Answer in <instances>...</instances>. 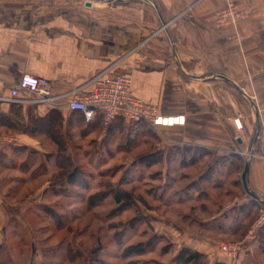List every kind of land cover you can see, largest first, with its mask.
Returning a JSON list of instances; mask_svg holds the SVG:
<instances>
[{
	"label": "crops",
	"instance_id": "0c3cea01",
	"mask_svg": "<svg viewBox=\"0 0 264 264\" xmlns=\"http://www.w3.org/2000/svg\"><path fill=\"white\" fill-rule=\"evenodd\" d=\"M228 1L249 11V19L236 28L217 24L216 15ZM26 76L48 80L58 104L73 92L92 93L98 79L131 78L136 97L162 116L186 119L184 127L159 130L156 151L167 155L175 147H192L205 152L183 171L214 168L212 181L228 182L233 176L227 175L226 159L239 158L242 189L237 183L235 188L243 193L242 174L250 165L252 196L245 191L247 196L212 218L220 221V237H241L243 208L251 201L255 210L264 206V0H0V136L17 140L0 152V190L10 191L0 193V254L8 248V264H19L9 243L12 222L28 227L24 215L46 194L24 201L16 196L20 188L44 179L19 169L18 161L24 158L30 166L33 158L56 156L54 131L48 129L52 111L61 114L64 135L69 126L77 129L70 122L77 114L64 106L13 102L11 91ZM19 96L29 97L24 91ZM67 153L72 155L71 149ZM189 242L183 248L208 253L212 261L211 254L217 255L218 242L206 237ZM261 242L233 264H259ZM219 259L209 264L233 262L222 254ZM26 264L48 262L33 246Z\"/></svg>",
	"mask_w": 264,
	"mask_h": 264
},
{
	"label": "rangeland",
	"instance_id": "374dc122",
	"mask_svg": "<svg viewBox=\"0 0 264 264\" xmlns=\"http://www.w3.org/2000/svg\"><path fill=\"white\" fill-rule=\"evenodd\" d=\"M107 130L104 126L92 130L79 124L76 130L70 131L68 149H71L76 163L85 173L93 175V187L91 191L70 187L68 193L62 196H53L52 192H47L42 204L29 206L30 211L24 215L28 227L12 222L9 243L19 264L27 263L33 246L44 255L48 264H176L175 259L183 247L190 240L199 237H206L219 244L217 255L211 254L213 261L205 253V257L196 262L209 264V261H220L222 245L237 244L245 240L264 214V206H260L255 217L245 224L247 230L245 229V233L242 230L243 236L220 237L217 233L220 221L212 222V218L219 216L224 207L243 195L240 183V189L235 188L234 183L240 179L237 174L228 182H223L222 190H215V183H210V180L202 182L196 190L191 191L193 200L189 201L186 194L188 182L182 177L187 173L198 178L204 167L198 166L183 172L173 171L171 165L169 168L172 171L164 177L160 173V166L147 169L142 159L144 154L157 148L159 131L140 129L135 125L120 134L110 135ZM23 161H18L19 169H30L35 176H44L33 188L18 190L16 196L24 201L48 191L49 181L57 176L58 168L55 158L45 169L41 158H33L34 165L30 163V166L23 164ZM170 177L174 178L173 182ZM121 181L125 182L121 185L123 190L132 192L133 202L137 201L130 205L129 212H120L111 198L95 206L94 203L89 205V196L102 190L98 189L99 182L120 187ZM166 181L171 184L168 187L170 189L167 188L168 193L184 190L181 195L185 201L181 205L176 204V201L165 205L154 199L159 195L161 183ZM155 191L158 193L154 196L152 193ZM8 192L9 189L0 190L2 194ZM166 196L169 197L170 194ZM45 205L46 208L42 209ZM143 213L148 218L151 229L143 227ZM60 219H63L64 224L60 223ZM135 219L136 223L130 225ZM173 229L180 231V234ZM207 231L211 232L208 236ZM260 232L256 242L260 241ZM144 248H152V252L143 255ZM4 249L6 252L8 248L4 246ZM125 249L127 257L122 258L120 255ZM5 255L7 253L3 254L4 257ZM185 260L186 256L180 259L183 264ZM257 260L259 264H264L262 256L259 255Z\"/></svg>",
	"mask_w": 264,
	"mask_h": 264
},
{
	"label": "trees",
	"instance_id": "16d2710c",
	"mask_svg": "<svg viewBox=\"0 0 264 264\" xmlns=\"http://www.w3.org/2000/svg\"><path fill=\"white\" fill-rule=\"evenodd\" d=\"M77 114V113H76ZM4 119V117H1V119ZM49 118V122H48V129L53 130V134H52V141L55 143L56 147H57V154L56 156L53 157H47L45 158L44 162L42 163L43 168H48V164L52 161L53 158H55L56 164H57V170H58V174L57 176L52 180L49 181V188H47L48 191L47 192H52L53 196H62L66 193H68L69 188H77V189H84L85 191H91L93 184V175L91 174H86L85 171L82 169V167L79 166L78 162L76 163V159L74 157V155H68L67 153V148H68V140L70 139V134H71V127L69 126L68 129V133L67 135H64L63 132V118L61 116V114L58 111H52ZM70 122L75 123V125L79 124H84L86 126V128L88 129H92V130H96L99 128H103V123L102 121L98 120L95 123L92 124H87L84 121V118L81 114H77L75 115L74 119H70ZM134 126V125H133ZM136 127H139L140 129H149V131H153L151 130L146 124L144 123H137L135 124ZM131 129V126H126L124 124V122L120 119H118L116 122H114L113 124H111L108 127L107 133H109L110 135H114V134H120L123 133L124 131H129ZM205 152L202 149L199 148H192V147H175L172 148L169 153L166 155L163 152H158L156 151V149H153L151 151H149L148 153L143 155V163L145 164L146 168H151L156 166H160L161 167V174H164L163 176L165 177L168 172L172 169H170L169 167L172 165L173 166V171H183L184 169H186L185 167H188L189 165L192 164V166H195L197 164V162L199 161V159H202L200 155L204 154ZM229 163V166L231 167V170H229V172L227 173V175L229 176H233V175H239V173H241L242 169H243V162L239 159L236 158L234 161H231L229 158L226 159ZM146 161V163H145ZM224 162V161H223ZM227 164V163H225ZM224 164V165H225ZM177 165V168H176ZM175 166V168H174ZM221 166H223V164H221ZM172 171V170H171ZM184 172V171H183ZM216 169H210L206 172H203L199 174L198 178H193L192 176L188 175L187 173L182 177L183 180H186L188 182L186 188V194H188V198L189 201L193 200L191 198H193V196L190 195L192 190H196V188H198L202 182H206L207 180H210L209 182H214V186L213 188L215 190H222L223 188V182L217 183L215 181H212L211 177L213 175H216ZM102 176L104 177L105 174ZM174 178L170 177V181L173 182ZM124 181H121L119 183L120 187H117V185H113V184H108V183H103V182H99L98 184V189H102L99 192H96L94 194H91L88 198V203L89 205H98L99 203H101L102 201H106L108 198H111L117 205H118V210L120 212H129L131 207L130 205H134V202L137 203V201L133 202V193L129 192L127 190H123V188L121 187ZM238 183L237 185H239L240 180L235 182ZM234 183V184H235ZM241 184V183H240ZM170 182H163L161 183V186L158 188V190L160 191L159 193L157 191H155L154 193H152V195H156V193H158L159 195H157V198L155 197L154 199L157 200L158 202H162L163 204L167 205L169 204L170 201L174 202L176 201V204L181 205L185 199L182 198V195L184 193V190L178 191V192H173V193H168L167 192V188L170 186ZM170 189V188H168ZM162 191V192H161ZM170 196H166V195ZM190 195V196H189ZM244 196H247L246 192H243ZM166 198V199H165ZM198 200V199H197ZM165 201V202H164ZM200 201V200H198ZM145 203V202H144ZM171 203V202H170ZM251 205L245 206L243 208L244 211V218L245 221L243 222V225H240V227H238L240 229L245 230L247 222L251 219H253V217H255L258 209L257 207L256 210L254 209L253 205V201H251ZM222 207V204H219ZM119 206L122 208H119ZM46 205L42 208L45 209ZM138 208V207H137ZM206 210V208H204ZM139 210V208L137 209ZM56 214V213H55ZM57 215V214H56ZM219 215V214H217ZM215 217V216H214ZM138 219V218H136ZM136 219L133 222H130L129 224H133L136 223ZM60 223L64 224L63 219L59 220ZM215 222V221H213ZM143 227L145 226L147 229H151L150 227V222L148 220V218L144 215L143 213ZM141 223V224H142ZM211 223V222H210ZM209 224V223H208ZM206 226V225H205ZM242 227V228H241ZM136 229H138V227H136ZM135 229V230H136ZM139 230V229H138ZM247 230V229H246ZM246 230L244 231V233L246 232ZM244 235V234H243ZM242 235V236H243ZM260 240L262 241L261 243H264V229L260 232ZM119 243V242H118ZM117 245H120L118 244ZM152 249V248H151ZM150 248L146 249L144 248L143 250V255L145 254H149L151 251ZM120 251V250H119ZM118 251L119 255L120 252ZM127 249H125L122 254L120 255V257L125 258L127 257L126 254ZM152 252V251H151ZM6 254V252H4ZM3 253V254H4ZM3 254H0V259L3 261V264H8L9 262V257L8 254L5 255V257L3 256ZM183 256H186V260L184 261V264H196V262H198V260H202L205 256L204 254L200 253V252H196L193 251L189 248H183L179 253L178 256L175 259V263L176 264H183L180 259L183 258ZM5 258V259H4Z\"/></svg>",
	"mask_w": 264,
	"mask_h": 264
},
{
	"label": "built area",
	"instance_id": "2783aa9c",
	"mask_svg": "<svg viewBox=\"0 0 264 264\" xmlns=\"http://www.w3.org/2000/svg\"><path fill=\"white\" fill-rule=\"evenodd\" d=\"M249 16V11L243 3L228 1L226 7L217 13L216 20L219 26L236 28L240 23L247 21ZM20 91L26 92L29 97L21 98ZM11 98L13 102L21 104L64 106L70 112L81 114L87 124L100 120L105 128L118 119L122 120L126 126L144 123L155 132L164 128L186 125L184 117L162 116L155 106L136 97L133 93V82L128 77L98 79L94 82L92 93L79 95L73 92L61 104H58L48 80L26 76L20 86L11 91ZM234 126L237 131L243 130L240 120H235ZM16 144L15 138L7 135L0 136V152ZM263 229L264 214L260 216L245 240L237 244L222 245L221 254L232 260H238L256 241L258 233Z\"/></svg>",
	"mask_w": 264,
	"mask_h": 264
},
{
	"label": "water",
	"instance_id": "95a60500",
	"mask_svg": "<svg viewBox=\"0 0 264 264\" xmlns=\"http://www.w3.org/2000/svg\"><path fill=\"white\" fill-rule=\"evenodd\" d=\"M249 168H250V165H246L245 168H244V171H243V174H242V182H243V186H244V189L245 191L251 195V193L249 192L248 190V187H247V175L249 173ZM252 196V195H251Z\"/></svg>",
	"mask_w": 264,
	"mask_h": 264
}]
</instances>
